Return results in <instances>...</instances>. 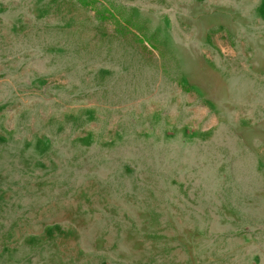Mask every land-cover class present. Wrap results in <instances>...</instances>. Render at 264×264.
<instances>
[{"label":"rangeland","instance_id":"374dc122","mask_svg":"<svg viewBox=\"0 0 264 264\" xmlns=\"http://www.w3.org/2000/svg\"><path fill=\"white\" fill-rule=\"evenodd\" d=\"M0 264H264V0H0Z\"/></svg>","mask_w":264,"mask_h":264}]
</instances>
